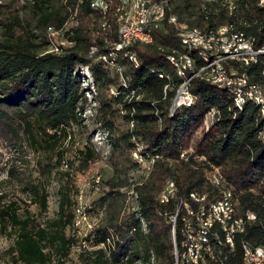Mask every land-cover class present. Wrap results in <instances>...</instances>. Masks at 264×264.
<instances>
[{"label":"trees","instance_id":"1","mask_svg":"<svg viewBox=\"0 0 264 264\" xmlns=\"http://www.w3.org/2000/svg\"><path fill=\"white\" fill-rule=\"evenodd\" d=\"M161 1L165 16L152 31L151 42L135 41L117 52L113 46L116 14L120 6L126 10L127 4H118L119 0H105V14L91 8L92 0H25L18 11L7 9L0 19V137L8 145L21 151L24 145L35 147L42 142L47 151L52 150L65 137V129L81 119L84 92H89L87 85L82 86L85 68L113 169H138L140 162L132 152L150 163L132 186L135 211L108 228L88 233L92 245L108 241L107 253L97 247L84 261L79 253L81 264H132L136 260L173 264V244L179 246L180 236L175 227L173 238L168 215L179 200L189 202L192 193L206 202L215 200L219 191L210 179L215 172L231 187L238 209L256 215L247 224L244 238L264 246V109L249 101L237 108L226 90L193 78L188 85L192 101L171 110L182 82L173 65L179 57L171 53L184 50L169 23L174 18L205 34L226 27L254 50H261L264 7L258 5L259 0ZM20 11L23 15L18 16ZM68 20L73 23L61 37L70 45L57 44L58 52L45 51L50 43L47 33L61 31ZM256 58L250 66L249 61L235 60L228 65L232 73L245 74L250 83L263 86L264 55ZM109 65L118 71L110 75ZM194 66H201L199 58L194 59ZM117 114L127 125L124 129L114 123ZM197 123L204 127L187 151L186 140ZM14 171L9 165L6 174ZM113 178L107 180L111 187L116 185ZM170 181L175 197L160 203ZM26 188L31 191V202L44 210V189L35 183ZM64 198L61 194L56 217L41 226L28 212L19 215L16 201H4L0 192V235L12 236L7 264H67L76 241L64 233L71 222ZM104 199L100 197L101 202Z\"/></svg>","mask_w":264,"mask_h":264},{"label":"rangeland","instance_id":"2","mask_svg":"<svg viewBox=\"0 0 264 264\" xmlns=\"http://www.w3.org/2000/svg\"><path fill=\"white\" fill-rule=\"evenodd\" d=\"M25 0H0V19L5 10L18 11ZM63 0H61L62 2ZM57 3L60 0H56ZM122 11L120 6L117 15ZM23 15L20 11L18 16ZM73 15V14H71ZM73 20H68L61 31L48 32L50 41L45 51L58 52L57 44L70 45L61 37V32L70 27ZM1 36V32H0ZM93 49L91 48V51ZM109 74L112 75L118 69L109 65ZM84 82L89 92L85 91V103L80 114L81 119L76 124L67 127L65 137L52 149L46 150L43 143L39 146H23L21 151L8 145L0 137V192L4 193V201H16L17 213L30 214L39 225H44L47 220L56 217L58 201L61 194L65 196V213L71 215V222L65 227L64 233L72 236L76 244L71 247L67 264H81L79 253L84 261L88 252L102 247L107 253L106 241L104 244L92 245V236L89 231L94 228L106 227L127 213L136 209L135 195L132 186L135 181L149 167L150 163L141 161V158L132 152L131 156L140 162L138 169H126L117 167L113 169L109 159L110 147L106 140L105 131L98 128V118L95 116V101L92 98L93 88L88 83V73L82 69ZM114 123L119 128L127 125L117 115ZM204 123H197L186 140L187 151L196 142ZM13 165L14 173L6 174L7 167ZM48 170V171H47ZM114 177L116 185L111 187L108 179ZM28 183H35L46 194V208L40 210L37 202H31V191ZM108 193V194H107ZM105 199L101 202L100 197ZM141 229L145 230L142 226ZM84 237H88L85 240ZM12 236L0 235V264L9 262L7 247L11 244ZM150 262L154 263L151 257ZM132 264H142L136 260Z\"/></svg>","mask_w":264,"mask_h":264},{"label":"bare ground","instance_id":"3","mask_svg":"<svg viewBox=\"0 0 264 264\" xmlns=\"http://www.w3.org/2000/svg\"><path fill=\"white\" fill-rule=\"evenodd\" d=\"M163 1L165 2L166 0ZM258 5L264 7V0H259ZM158 6L159 3L152 2V0H129L126 8L124 7L126 10H122L123 12L117 15L116 23L118 25L120 18H125L130 8H133V14L139 20V28H136V36H131V44L135 41L142 43L151 42L152 31L157 28L163 19L158 18L151 11V9H156ZM91 8L100 10L103 14L106 12V5L96 6L94 0L91 2ZM169 23L174 27L179 41L187 42V45H180L184 50L182 54H185L186 63L180 57L175 58L173 61L176 74L182 79V82L176 90L171 110L182 97L183 90L188 96H191L188 85L193 78L205 77L206 82L230 93L235 99L237 108H240V105L242 107L245 102L249 101L258 108L264 109V100L261 97L246 96L244 98L242 97V90L228 84L214 83V79H218L221 75V65L217 63V59L211 56L209 52L202 50L215 49V54H223V47H226V41L229 40L238 41V45H246L255 58L263 56L264 49L254 50L250 42L239 35L232 34L226 27H222L216 32L205 34L198 29H190L185 25L178 24L174 18H170ZM125 48L120 47V50ZM114 50L118 51L116 46H114ZM195 58L201 60L199 68L194 66ZM229 60H235L238 63L249 61H240L236 56H227V64ZM232 74L246 76L245 74ZM247 81L250 83L248 77ZM250 84L259 86L253 83ZM189 103L184 102L178 105H188ZM210 179L213 187H216L218 189L216 190L219 191L215 200L205 201L206 205H203L205 198L192 193L189 195V202L179 200L175 205V211L169 220L172 224L171 233L173 238L175 227L179 228L180 243L177 246L174 241L173 264H256V257L259 256V251H262L261 263L264 264V246L252 245L249 240L244 238L247 224L254 222L256 215L249 210L241 211L238 209L236 198L233 195L234 192H232L231 187H227L219 172L212 174ZM174 195V184L168 183L166 191L160 197V203L171 201L170 199H173ZM226 214H229V221L232 222L227 224V231L231 232L230 239L226 238L224 232L222 215ZM189 228L192 229V233Z\"/></svg>","mask_w":264,"mask_h":264},{"label":"built area","instance_id":"4","mask_svg":"<svg viewBox=\"0 0 264 264\" xmlns=\"http://www.w3.org/2000/svg\"><path fill=\"white\" fill-rule=\"evenodd\" d=\"M94 3L96 6L106 5L105 0H94ZM122 3H129V0H119L118 4H122ZM148 7H149V2H148ZM116 9H117V5L114 10ZM151 11H153V13L156 16H158V18H164L165 10L164 7L162 6L161 0H159L158 8L151 9ZM136 28H139V20L136 19V17L134 16L133 8H130L129 13L126 14L125 18H120V20L118 21V25L115 26L116 42L113 43V46H116L118 50H120V47L129 46L131 44V36H136ZM180 45H187V42H179V46ZM189 48H194V47H189ZM202 50L205 52H209L211 56H214L217 59V63H220L221 65V75L220 77H218V79H214V83L228 84L229 86H233L236 89H240L242 90V97L244 98L246 96H253V97H261L264 100V85L253 86L247 81V76L233 75L231 73V70L229 69V65L227 64V56H236L239 58L240 61L249 60V66L255 63L258 60V58L253 57L252 52L250 51V49L246 47V45H238V41L229 40L226 41V47H223V54H215V49H202ZM171 56L180 57L182 61L186 63L185 54H181L180 51H173L171 53ZM96 59L98 58L96 57ZM207 77H211V76H207ZM199 79L206 81V77ZM191 101H192V97L188 96L183 90L182 97L176 102L175 107L179 103L191 102ZM170 182L173 183L172 181ZM203 205H206L205 200ZM172 214L173 212H171L168 215L169 219H171ZM222 219L224 221V232L226 238L230 239L231 232L227 231V224L232 223L231 221H229V214L222 215ZM189 229L190 232L192 233V229L191 228ZM261 254L262 251H259V256L256 257V264H262Z\"/></svg>","mask_w":264,"mask_h":264}]
</instances>
